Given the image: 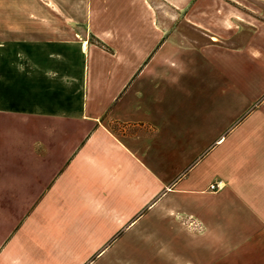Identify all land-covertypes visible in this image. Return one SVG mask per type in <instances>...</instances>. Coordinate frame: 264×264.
I'll use <instances>...</instances> for the list:
<instances>
[{"label": "crops", "instance_id": "0c3cea01", "mask_svg": "<svg viewBox=\"0 0 264 264\" xmlns=\"http://www.w3.org/2000/svg\"><path fill=\"white\" fill-rule=\"evenodd\" d=\"M257 6L0 0V264H229L264 242V81L234 58L264 53L233 42L264 31Z\"/></svg>", "mask_w": 264, "mask_h": 264}, {"label": "rangeland", "instance_id": "374dc122", "mask_svg": "<svg viewBox=\"0 0 264 264\" xmlns=\"http://www.w3.org/2000/svg\"><path fill=\"white\" fill-rule=\"evenodd\" d=\"M161 8H168V7H165V6H161ZM242 10H244L245 8L243 7H240ZM169 11V10H168ZM172 12V15L173 17H175L176 19V13L175 11H171ZM254 14L253 18H251V15L250 17H248L249 20H251L253 23V25H256L257 24V21L255 20L256 17H258L259 19L263 20L264 21V6H257L255 7V12H252ZM176 23V22H175ZM177 30H186V31H189V33L191 34H195V36L198 37H204L202 36L201 32H198L197 30H195L194 27L188 25L187 23H183V22H178L176 23V26ZM196 32V33H195ZM234 39H233V42L236 43L237 45H240L241 43H244L246 39H248L249 37L251 38L252 40V44L254 46V48L260 50L261 52L264 53V31L260 34H253V30H251L250 28L248 27H245L243 26L242 24H239V27L237 28V30L234 32ZM95 38V37H94ZM249 38V39H250ZM96 39V38H95ZM208 39V40H207ZM97 40V39H96ZM207 41L209 42H215L214 40H212L211 38H206ZM99 42V41H98ZM222 44H227V42H221ZM229 43V42H228ZM220 44V43H218ZM234 58L236 59V62H242V61H249V62H252L253 63V67H252V71L250 70L248 72V74L245 72V71H241V70H238L237 71V74L238 75V78H241L243 80H246L250 77V79L252 78L255 82H254V91H260L261 89H258L257 87V78H261L263 79L264 81V57L261 59L262 60H258V61H255L253 60L251 57L249 58V56L246 54H243V55H234ZM250 68V67H248ZM242 75V76H241ZM254 75V77H252ZM256 94V93H255ZM239 103V104H238ZM237 110H239V113H240V99L239 101L237 102ZM217 109H222V111H226V108L225 107H222V108H218L216 106L215 107H210V106H207L205 107V110L207 112H211V111H214V110H217ZM235 111V108L232 107V111ZM225 115V113H223V116ZM226 120L225 117H223V119H221V121L224 123V121ZM182 224L184 225V227H186L187 230H190V231H193V232H202L201 230V227L199 226L198 228H194L193 226H189V224L185 223L184 221H182ZM139 227V226H138ZM140 227H141V223H140ZM139 227V228H140ZM142 227L143 224H142ZM141 235L143 236H146L144 232H141ZM122 239H125V237H123ZM147 238H141V240H146ZM114 248V247H113ZM117 248L115 247L114 249H111L110 251L107 250V255H112L113 253H115V250ZM146 250V248H145ZM245 250V252H242L241 255H238L235 257V259H233V261L229 264H264V242H261V243H257V244H253L251 246H245L243 247V251ZM149 251L148 248L146 250V252ZM117 252V251H116ZM105 257V259H106ZM132 260L130 262H128V264H148V261H140L138 259H134L133 256H129ZM224 263V262H223ZM95 264H108L107 261H103V260H99L98 262H95ZM109 264H117V263H109Z\"/></svg>", "mask_w": 264, "mask_h": 264}, {"label": "built area", "instance_id": "2783aa9c", "mask_svg": "<svg viewBox=\"0 0 264 264\" xmlns=\"http://www.w3.org/2000/svg\"><path fill=\"white\" fill-rule=\"evenodd\" d=\"M225 188V184L223 181L221 180H218V181H215L213 182L210 186H209V191L210 192H213V193H216V192H219L221 191L222 189ZM189 226H193L194 228H198L199 226L201 227V224L200 223H197V222H190L189 223ZM203 229V227H201V230Z\"/></svg>", "mask_w": 264, "mask_h": 264}, {"label": "bare ground", "instance_id": "6f19581e", "mask_svg": "<svg viewBox=\"0 0 264 264\" xmlns=\"http://www.w3.org/2000/svg\"><path fill=\"white\" fill-rule=\"evenodd\" d=\"M86 48V47H85ZM86 50V49H85Z\"/></svg>", "mask_w": 264, "mask_h": 264}]
</instances>
